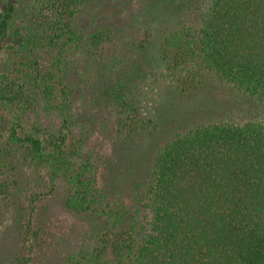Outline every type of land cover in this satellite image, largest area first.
I'll use <instances>...</instances> for the list:
<instances>
[{
	"label": "trees",
	"instance_id": "1",
	"mask_svg": "<svg viewBox=\"0 0 264 264\" xmlns=\"http://www.w3.org/2000/svg\"><path fill=\"white\" fill-rule=\"evenodd\" d=\"M86 1L0 0V104H23L27 92L34 101L39 90L49 95L52 68L69 64V52L105 57L116 30L84 29L77 16ZM166 1L179 22L162 36L159 66L173 93L192 104L175 112L172 125L197 120L123 176L130 181L124 198L103 183L107 158L98 150L67 152L63 138L48 144L38 123L22 134L11 127L9 138L28 158L70 182L66 206L91 222L92 250L67 264H264V0ZM48 51L43 64L40 52ZM118 106L115 147L127 153V171L138 140L155 137L160 121L143 114L134 96ZM7 188L0 184V195ZM19 262L34 264L28 256Z\"/></svg>",
	"mask_w": 264,
	"mask_h": 264
},
{
	"label": "rangeland",
	"instance_id": "2",
	"mask_svg": "<svg viewBox=\"0 0 264 264\" xmlns=\"http://www.w3.org/2000/svg\"><path fill=\"white\" fill-rule=\"evenodd\" d=\"M166 3L86 1L77 16L84 29L107 25L116 30L112 41L105 44V57L94 62L69 52V64L52 68L49 95L39 90L34 101L30 96L33 93L27 92L23 104H0V184L7 183L9 193L0 195V264H20L19 259L24 256L34 264H67L72 254L90 252L93 247L90 220L66 206L70 182L59 172L51 175L47 166L27 157L24 146L11 141L14 123L21 134L32 123H38L42 126L41 138L48 144L63 138L62 148L67 152L98 150L107 158L101 167L107 171L101 174L102 181L119 187L114 194L122 199L130 185L123 176L135 175L148 154L167 136L182 129L183 123L197 120L172 125L173 117L180 116L175 112L192 104L173 93L171 80L159 66L157 47L162 36L179 22L164 8ZM147 26L153 27L150 32L146 31ZM147 34L150 44L141 47ZM53 54L40 52V62L47 64ZM108 96L113 98L107 99ZM133 96L143 114L160 121V130L153 138L145 133L144 142L138 140L129 156L127 172L123 166L128 155L120 154L115 147L114 116L118 104ZM108 171L110 179L116 177L114 181L108 179Z\"/></svg>",
	"mask_w": 264,
	"mask_h": 264
}]
</instances>
